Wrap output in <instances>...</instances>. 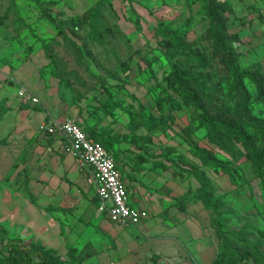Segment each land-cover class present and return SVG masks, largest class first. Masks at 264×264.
<instances>
[{"label": "rangeland", "instance_id": "obj_1", "mask_svg": "<svg viewBox=\"0 0 264 264\" xmlns=\"http://www.w3.org/2000/svg\"><path fill=\"white\" fill-rule=\"evenodd\" d=\"M45 1L44 8L61 24L63 35L45 17L38 0H0V236L55 249L40 220L47 202L39 198L31 179L41 172L31 166L30 158L22 161L25 150L32 149L30 139H48L39 133L38 125L49 114L59 119L78 117L83 125L97 121L102 128L110 127L117 138H128L135 153L140 143L149 142L152 160L165 146L177 145L180 153L173 155V168L179 173L175 178L183 181L181 186L191 192L197 188L198 168L213 180L217 195H223V208L232 213L228 226L258 239L256 228L264 229V166L257 168L247 155L233 160L211 140L207 126L199 121L200 110L175 94L166 76L173 63H180L198 78L213 113L234 116L238 95L233 89V65L240 72L264 78V21L258 17L264 16V0ZM100 1L102 10L91 14L89 10ZM216 15L226 28L219 41L210 36ZM160 22L169 24L186 43L170 52L173 63L166 57ZM243 82L253 114L263 119L260 88L248 76ZM21 85L38 101L21 98ZM110 95L131 114L121 107L111 113L100 110ZM150 116L160 120L155 128L149 125ZM139 122L142 125L135 126ZM190 142L207 148L223 163H234L236 169L227 173L203 165L191 155ZM155 187L149 191L160 195L165 191L160 182ZM187 204V211L202 226L193 218L165 233L187 237L208 229L212 234V214L192 197ZM145 209L149 222H154L153 208ZM168 214L161 210L156 215ZM2 250L7 253L0 242ZM56 250L67 258L64 246ZM256 260L245 264H256Z\"/></svg>", "mask_w": 264, "mask_h": 264}, {"label": "crops", "instance_id": "obj_2", "mask_svg": "<svg viewBox=\"0 0 264 264\" xmlns=\"http://www.w3.org/2000/svg\"><path fill=\"white\" fill-rule=\"evenodd\" d=\"M65 118L47 114L39 125ZM74 120L83 125L84 120L78 117ZM88 124L102 129L97 121L89 120ZM38 131L48 139H30L32 149L25 150L22 161L30 158L31 166L41 172L31 179L39 198L47 202L40 220L55 249L64 246L67 256L70 248H76L77 254L85 257L80 264H212L218 251L213 231L211 234L208 229H201L202 232L187 237L165 233L168 228L193 218L196 225H201L189 208L186 212L177 210L174 203L186 190L173 170L160 169L146 153L121 152L120 172L130 204L136 208H153L156 220L149 222L148 217L138 226H118L98 210L96 185L90 180L92 169L80 164L66 149L63 137ZM159 182L165 187L163 194L150 192L149 188H156ZM27 189L32 191L29 185ZM161 210L169 214L156 215Z\"/></svg>", "mask_w": 264, "mask_h": 264}, {"label": "trees", "instance_id": "obj_3", "mask_svg": "<svg viewBox=\"0 0 264 264\" xmlns=\"http://www.w3.org/2000/svg\"><path fill=\"white\" fill-rule=\"evenodd\" d=\"M102 1L98 2L89 12L91 14L99 13L102 10ZM38 2L42 7L45 17L58 29L59 35H63L61 24L58 23V20L51 15V13H47V8H44L47 2L45 0H38ZM49 3H57V1L49 0ZM214 17L215 23H213L214 26L212 25L213 28L211 27L212 29H210V36L219 41V39H222L223 32L226 28L222 17L218 15ZM258 17L264 21V16L261 13ZM72 23L76 22L73 20ZM159 33L163 37L165 47H167L165 48L166 57L172 62L173 55L171 56L170 52L173 50L175 51L177 48L185 47L186 43L179 37L176 31L171 30L169 24L164 22L159 23ZM217 43L218 42L215 43L216 46H218ZM219 45L221 48L220 43ZM233 71L236 76L233 89L237 91L238 95L234 116L221 112L213 113L214 110L211 107L212 102L207 103L200 92L198 78L193 72L183 67L180 63L176 62L171 65L166 80L168 86L175 94L180 96L188 104L191 103L195 108L200 110L198 113L199 121L207 126L211 140L219 144L233 160L240 159L247 155L256 167L260 168L264 166V118H258L253 114L250 95L245 87L243 78L244 76H248L258 85L262 93L261 98L263 103L264 78H261L254 72H240L235 65H233ZM110 96L111 99L109 102L103 103L100 110L111 113L121 107L126 110L127 113L131 114L130 110L126 109L124 103L119 102L113 95ZM169 99L175 102L174 97L169 96ZM7 100L8 98L4 99V101ZM1 108L3 107L0 106V109ZM158 122H160L159 118L150 116L149 125L151 128H155ZM140 125H142V123L139 122L135 126ZM80 126L86 131L89 137L101 142L106 149L114 155L119 169L121 152L135 153L133 149H131L129 139L126 138V140H122L117 138V135L112 132L110 127L108 128L105 126L102 129H97L95 126L89 124H80ZM128 142L130 144H128ZM142 143H140L138 147L139 152L143 151L146 154H151L152 150L149 147L151 143ZM124 144H127V148H123ZM189 151L192 156L199 158L203 165H210L215 171L223 170L229 173L233 171V169H236L234 163H223L219 161L210 150L201 147L197 142H190ZM178 153L180 152L177 145H167L153 161L165 170H173V175L178 176L179 173L173 168L176 159L173 155ZM195 173L199 182L197 188H195V190L192 188V192L189 190L185 191L182 198L177 199L174 204L179 212H186L188 209L187 200L192 197L201 201L205 211L207 210L212 214L210 223L218 247L216 257L212 264H245V262L250 259H257L256 264H264V229L256 228L260 235L258 239H253L247 236L245 232L229 227L228 219L232 217V213L223 208V195H217V189L210 177L203 172L200 173L198 168L195 170ZM0 242L4 243L7 249V253L4 252V250H2L4 253L0 251V253H2L0 254V264H80L85 259V257H81L77 254L76 248H70L67 258L63 259L58 255L56 249L46 248L38 242L27 244L20 243V241L9 239L4 235L0 236Z\"/></svg>", "mask_w": 264, "mask_h": 264}, {"label": "built area", "instance_id": "obj_4", "mask_svg": "<svg viewBox=\"0 0 264 264\" xmlns=\"http://www.w3.org/2000/svg\"><path fill=\"white\" fill-rule=\"evenodd\" d=\"M18 94L25 100L38 101L37 96L25 86L19 87ZM39 129L44 133L63 137L66 140V149L80 164L92 169L90 180L96 185L98 210L106 213L110 220L121 225L138 226L149 217L147 209L136 208L130 204L128 188L122 180L114 155L101 142L89 137L78 122L71 117L62 121L51 119L42 122Z\"/></svg>", "mask_w": 264, "mask_h": 264}]
</instances>
